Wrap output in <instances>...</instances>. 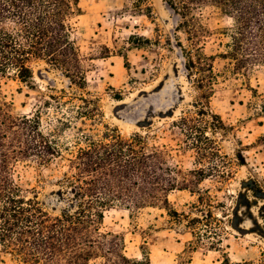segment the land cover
Returning <instances> with one entry per match:
<instances>
[{"label": "rangeland", "instance_id": "374dc122", "mask_svg": "<svg viewBox=\"0 0 264 264\" xmlns=\"http://www.w3.org/2000/svg\"><path fill=\"white\" fill-rule=\"evenodd\" d=\"M73 38L85 72L82 89L42 61H32L31 83L11 78L1 82V99L15 117H38L41 130L55 140L61 158L47 166L35 162L17 164L14 181L26 199H35L50 216L70 209L68 191L58 184L70 154L99 140L108 130L122 137L134 133L149 136L152 143L170 147L175 161L190 169L193 154L178 147L180 137L172 127L182 113L196 109L198 98L184 68L181 46L188 49L181 18L163 0H80ZM209 31L203 52L213 57L218 84L209 101L228 132L217 135L221 153L232 163V177L221 185L215 179L200 188L213 200L211 213L221 220L219 249L207 245L190 249L192 236L164 209L128 212L112 208L104 212L102 231L123 240L128 258L147 257L150 264H221L264 261V70L255 72L249 88L228 73L229 61L221 58L230 42L232 20L206 7L199 13ZM81 99L91 100L83 104ZM97 109L89 118L80 112ZM87 136V139H85ZM170 208L192 217L197 196L174 191ZM221 204V205H218ZM0 264H24L0 251Z\"/></svg>", "mask_w": 264, "mask_h": 264}, {"label": "trees", "instance_id": "16d2710c", "mask_svg": "<svg viewBox=\"0 0 264 264\" xmlns=\"http://www.w3.org/2000/svg\"><path fill=\"white\" fill-rule=\"evenodd\" d=\"M163 1L182 20L189 43L188 49L181 46L184 68L198 92L196 109L172 122L180 137L178 147L193 154L192 167L183 169L170 147L152 143L147 135L122 137L117 130H108L64 160L58 184L68 191L71 208L50 216L35 199L22 196L13 176L17 164L47 166L61 158L60 149L42 132L38 117L13 116L0 93L1 252L24 264H150L147 257L128 258L122 238L102 231L104 212L112 208L164 209L192 236L190 249L198 245L219 249L222 222L212 215V197L200 185L211 178L221 185L233 171L216 138L229 127L209 109L219 76L213 71V57L203 52L209 31L200 23L199 13L211 7L232 20L230 42L220 57L229 61L226 71L255 92L250 80L264 70V0ZM81 15L80 0H0V84L14 78L28 85L30 63L42 61L82 89L91 66L84 64L73 38ZM96 111L79 114L89 118ZM174 191L197 196L192 206L195 216L170 208L168 196ZM221 264L254 263H231L224 256Z\"/></svg>", "mask_w": 264, "mask_h": 264}]
</instances>
